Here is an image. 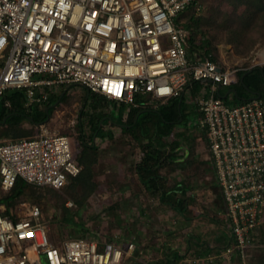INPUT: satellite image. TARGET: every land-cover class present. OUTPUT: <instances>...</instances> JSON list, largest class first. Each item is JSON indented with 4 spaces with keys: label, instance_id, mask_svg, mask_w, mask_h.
<instances>
[{
    "label": "built area",
    "instance_id": "obj_1",
    "mask_svg": "<svg viewBox=\"0 0 264 264\" xmlns=\"http://www.w3.org/2000/svg\"><path fill=\"white\" fill-rule=\"evenodd\" d=\"M200 6L199 0H0V96L23 89L31 105L47 99L37 91L44 86L80 85L137 105V96L166 102L200 83L199 123L233 238L222 254L247 264L264 224V98L227 104L219 89L237 83L244 68L187 55L188 31L178 18ZM80 169L66 135L0 139L4 193L18 179L62 189ZM134 249L132 241L122 248L88 236L53 243L37 205L15 215L0 201V264H125Z\"/></svg>",
    "mask_w": 264,
    "mask_h": 264
},
{
    "label": "rangeland",
    "instance_id": "obj_2",
    "mask_svg": "<svg viewBox=\"0 0 264 264\" xmlns=\"http://www.w3.org/2000/svg\"><path fill=\"white\" fill-rule=\"evenodd\" d=\"M200 5V9L195 10L200 18V30L197 31L194 24L192 28L197 43L209 39L213 54L223 66L245 69L264 65V58L260 57L264 55V10L261 12L262 17L253 21L244 34H232L229 28L240 24V15H243L241 26L248 23L244 19L249 5L246 0H201ZM187 16L180 18L184 21ZM46 87L51 89V99L60 98L59 103L52 106L49 119L36 124L23 120L19 130L11 131L8 136L1 138L32 137L42 132L66 135L75 158L79 156L84 142L95 145L96 161L91 166L95 188L86 199H82L80 186L72 182L59 190L46 187L36 189L35 197L22 196L11 204L15 215L26 212L30 205H37L48 226L49 235L55 240L57 237L60 240L77 237L81 229L78 225L83 223L89 228V235L111 239L122 248L132 241L135 249L125 259V264H156L170 248L183 257L172 264H196L191 250H186L185 243L187 235L193 239V233L197 232L204 233L212 241L218 239L223 243L218 238L222 229L220 206L223 203L210 167L205 128L199 123L200 111L192 102L187 103L183 99L180 104L183 120L177 123L178 127L173 128L172 134L164 138L166 157L160 168L166 185L181 183L186 187L185 193L177 194L186 201V219L160 203L157 195L146 192L139 183L135 165L142 158V145L145 143L142 133L137 130L128 136L127 133L119 132V128H113L112 124H106L105 130L109 128L116 134L113 139L101 141L98 137L91 138L97 114L108 111L106 100L87 92L80 85L67 87L54 84L51 88ZM226 89L222 87L221 91L224 93ZM139 98V104L146 109L169 108V102L167 105H158L156 100ZM238 103L227 102L229 105ZM2 105L0 97V110ZM149 116L154 118L155 113L150 112ZM179 143L189 149L192 162L172 161L170 156L180 153V150H175ZM3 196L5 193L0 190V197ZM70 201L73 204L67 205ZM3 203L8 206L6 198ZM68 212H75L73 220L78 225L69 226L63 222ZM262 257L264 226L256 236L247 264H258ZM202 264L226 263L217 257L212 262L205 260ZM227 264H239V261L233 257Z\"/></svg>",
    "mask_w": 264,
    "mask_h": 264
},
{
    "label": "trees",
    "instance_id": "obj_3",
    "mask_svg": "<svg viewBox=\"0 0 264 264\" xmlns=\"http://www.w3.org/2000/svg\"><path fill=\"white\" fill-rule=\"evenodd\" d=\"M199 1L201 2V0ZM246 1L249 5L247 13L244 15V19H246L248 23L246 22L245 24H243V26H241V18H243V15H240V24H236L232 27L230 26L229 28L232 34H240L245 32V30L248 29L253 21H255L259 17H262L261 12L262 10H264V0ZM187 14V20L183 21L180 16L185 17ZM180 16L178 18V22L183 25L188 31L186 43L187 55L193 59H204L205 57H210L212 60L218 61L213 54V49L210 46L211 43L209 39L205 38L203 42L197 43L196 38L193 35V24L195 25V29L197 31L200 30L198 26L200 18L198 14L195 13V10L188 8L183 13H181ZM241 76H243V80L240 81L239 79V81L236 83V90L238 95L242 93H248V91H256L260 93L261 97H264V65H262V70H260L257 65L245 68L239 72V78ZM92 94H94L98 98L102 97L104 100H107L101 95L95 93ZM0 97L3 101V107L0 110V138L8 136L11 131L19 130V125L23 120L27 119L28 121L35 124L44 122L50 115L52 108L50 107L48 110L46 109L56 100L49 97L47 101L33 103L32 107H29L27 109L24 106V102H26V96L23 89L19 91H7V93H4ZM7 100L10 102V107L5 105V102ZM181 102L182 100L179 101V98L171 99L168 103V110H166V108L156 110L139 108L134 109V114H130L131 126L129 127V129H133L134 132L138 130L140 133H142L143 137L147 139V141L142 145V150L144 152L143 156L135 165L137 175L141 183L143 184L145 191L152 195H157L160 203L169 206L187 219V216L185 215V208L187 205L186 201H183L180 196L177 195L179 192L185 193V191L187 190L186 187L181 185V183H177L173 186L166 185L164 178L160 173V168L165 162L164 158L166 157L164 150L165 145L162 141V138L168 137L170 134H172L174 126L182 121L183 113L180 105ZM150 112L155 113L154 118L149 116ZM94 132H96V134L102 133L98 123V118L94 123ZM19 135L21 134H17L16 136ZM95 149V145H90L85 142L82 144L80 154L78 157H76L81 167L80 172L76 176L69 178V181L67 183L69 184L70 182H72L80 186L83 191L82 199H86L95 188V182L92 180L91 172V166L96 161V157L94 155ZM171 159L172 161H174V158ZM67 184L65 186H67ZM39 188L43 187L34 186L24 182L22 179H18L13 187L9 191L5 192V196L0 197V201L4 202V199L6 198L8 201V206L6 204L5 205L6 207H9L22 196H27L30 198L35 197L34 190ZM46 188L53 189L50 187ZM74 214L75 212H68L63 222H65L69 226H72V224L78 225V223H75V221L73 220ZM78 226L81 229L77 237L88 236L96 238L98 241H112L111 239L103 238L100 235H89L87 233L89 231V228L85 227L86 225L83 223H79ZM47 233L53 243L57 244L61 241L59 237H57L55 240L49 235L48 226ZM257 235H259V233L256 234V236ZM224 243H227V245L232 244V236H224L223 244ZM181 257L182 256L178 255L176 250L170 248V250L164 253V258L156 264H171L178 261ZM258 264H264V257L261 258Z\"/></svg>",
    "mask_w": 264,
    "mask_h": 264
},
{
    "label": "crops",
    "instance_id": "obj_4",
    "mask_svg": "<svg viewBox=\"0 0 264 264\" xmlns=\"http://www.w3.org/2000/svg\"><path fill=\"white\" fill-rule=\"evenodd\" d=\"M260 57L264 58V55H262ZM3 62H4V58H0V68L3 65ZM259 66L262 67V65H257L258 68H259ZM239 79H240V81H242L243 80V76H241ZM235 84L226 87L227 89H226V91L224 93L221 91L222 87L219 89V93L221 95H225L226 94L225 97H222L226 102L229 101V102L242 103V102H244V101H246V100H248V99H250L252 97L264 98V97H261L260 93H258L256 91H248V93H242V94L238 95L236 87H234ZM57 86H61V85H57ZM66 86L68 87V86H71V85H66ZM49 87L51 88V86H49ZM202 88H203V86L200 83L194 84L185 94L182 95V97H180V98L178 97L179 101L185 99V101L187 103L192 102L193 106H195L198 109L197 104H196V97H197V95H199L201 93ZM10 90H13V89H9L7 91H10ZM42 90H44L46 92V94H47V99L45 100V101H47L48 98L50 97V93H51L50 90L51 89H49L48 87L44 86V88H40L37 91L39 93ZM7 91L5 93H7ZM63 92H65V90H63ZM139 97L140 96L136 97V101L138 103L137 105L123 103V102H118V101H113V100H106V103H107V105L109 107L108 111H104L103 113H101L99 115L97 114V117H96V119L98 118V123H99V126L101 128V132L102 133L101 134H96V132H94V134L92 135L91 138H93V136H94V138L98 137L101 141H106V140H109V139H113L116 134L113 131H111L109 128L107 130H105L104 126L106 124H112L113 128L114 127L119 128V130H120L119 132H121L123 134L127 133L128 136L132 135V133L134 131H133V129H131V130L129 129V127L131 126L130 114H134V109H136V108L146 109L143 106H141L142 104L141 105L139 104V101L141 100ZM171 99H174V98H171ZM171 99L167 100L166 102H160L159 101L158 105L167 104L168 102H170ZM56 101H58L56 103V104H58L59 101H60L59 96L56 98L54 103H52L46 110H48L50 107L52 108V106L56 105L55 104ZM24 106L26 108H29V106H32V104L31 105H26V102H24ZM8 107H10V105ZM156 108L157 107H154L153 110H156ZM47 119H49V117H47L46 120ZM182 120H183V118H182ZM199 120H200V118H199ZM174 127H178V126L175 125ZM205 138H206V133H205ZM0 139H4V138H0ZM144 139H145L144 142H146L147 139L145 137H144ZM162 139H163L162 141L164 142L165 139L164 138H162ZM177 145L178 146L175 147V150H180V153H178V154L176 153L175 155H172L170 157L174 158V161H177V162H184L185 160L188 161V163L190 161L192 162L193 159H192V156H190L189 149L187 147L183 146L182 143H179ZM143 153L144 152L142 151V156H143ZM165 155H166V153H165ZM208 159L210 161V167H211V169H212V171L214 173V176L216 178V184H217V186L219 188V185H218V182H217V176H216L215 168H214L211 156H210V151L208 153ZM135 174L137 176V179H138L139 183L143 186V184L141 183V181H140V179H139V177L137 175L136 169H135ZM219 193H220V188H219ZM220 207H221L220 208V213H221L220 223L222 225V227H221L222 229L220 230L221 233H220V235H218V238L221 239L222 242H223L224 236H230L231 237V233H230L229 222H228L226 214H225L224 204H222ZM262 225H264V224H262ZM262 225H260V227L258 228L257 233H259V230L262 227ZM187 236L188 237L186 239L185 247H186V250H188V251L191 250L193 262H195L196 264H202V263H204L205 260H208V261L212 262L217 257L219 258V260H222L226 264L231 261V260H228L227 258H225L223 256V254H222L224 248L227 246V243H224V244L220 243V241H218V239H217L216 242L212 241L210 237L207 238V236H205L204 233H200V232L193 233V237H192L193 239H191V237L189 235H187ZM213 240H214V238H213ZM180 259H183V257H181Z\"/></svg>",
    "mask_w": 264,
    "mask_h": 264
},
{
    "label": "water",
    "instance_id": "obj_5",
    "mask_svg": "<svg viewBox=\"0 0 264 264\" xmlns=\"http://www.w3.org/2000/svg\"><path fill=\"white\" fill-rule=\"evenodd\" d=\"M259 69L262 70V67L259 66ZM219 95H220L221 97H225V96H226V94H225V95H221L220 93H219ZM57 102H58V101H56L55 104H56Z\"/></svg>",
    "mask_w": 264,
    "mask_h": 264
}]
</instances>
